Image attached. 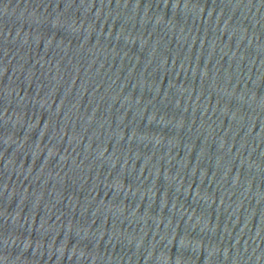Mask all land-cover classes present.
I'll list each match as a JSON object with an SVG mask.
<instances>
[{"label": "water", "instance_id": "1", "mask_svg": "<svg viewBox=\"0 0 264 264\" xmlns=\"http://www.w3.org/2000/svg\"><path fill=\"white\" fill-rule=\"evenodd\" d=\"M0 264H264V0H0Z\"/></svg>", "mask_w": 264, "mask_h": 264}]
</instances>
